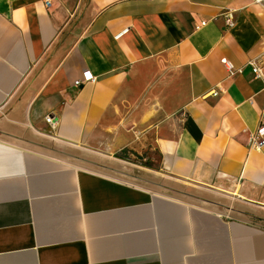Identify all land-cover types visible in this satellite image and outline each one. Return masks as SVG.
<instances>
[{
  "label": "crops",
  "instance_id": "crops-1",
  "mask_svg": "<svg viewBox=\"0 0 264 264\" xmlns=\"http://www.w3.org/2000/svg\"><path fill=\"white\" fill-rule=\"evenodd\" d=\"M46 1L0 0V264H264V9Z\"/></svg>",
  "mask_w": 264,
  "mask_h": 264
},
{
  "label": "built area",
  "instance_id": "built-area-1",
  "mask_svg": "<svg viewBox=\"0 0 264 264\" xmlns=\"http://www.w3.org/2000/svg\"><path fill=\"white\" fill-rule=\"evenodd\" d=\"M252 2L255 5H258L259 7L264 9V0H252ZM46 4L50 5V0H47ZM225 17H226L227 25L233 26L235 22L234 11L229 10L226 13ZM203 24H205V21L202 22V25ZM200 26L201 25H197V28H199ZM222 62L225 64L230 76L243 73L244 71V68H245L244 66L237 67L231 60L227 58H222ZM247 66L251 67L256 77H259V78L263 77L264 76V53L254 59L249 60L247 63ZM95 80H96V77L91 72L85 71L83 78L75 80V85L79 86L86 81H95ZM214 94H217V92H215ZM45 121L48 123L52 131L56 130L59 124V118L54 113L47 114L45 116ZM247 145L250 148L258 149V150L262 149V147L264 146V107L260 115L258 126L256 127L255 130L249 132V135L247 138Z\"/></svg>",
  "mask_w": 264,
  "mask_h": 264
},
{
  "label": "rangeland",
  "instance_id": "rangeland-1",
  "mask_svg": "<svg viewBox=\"0 0 264 264\" xmlns=\"http://www.w3.org/2000/svg\"><path fill=\"white\" fill-rule=\"evenodd\" d=\"M157 134L151 135L149 138V141L151 142V147H154V141L156 139ZM144 156L148 157L149 159H158L159 158V153L158 150L153 148V149H148L145 151H142L141 154H136V159H143Z\"/></svg>",
  "mask_w": 264,
  "mask_h": 264
}]
</instances>
